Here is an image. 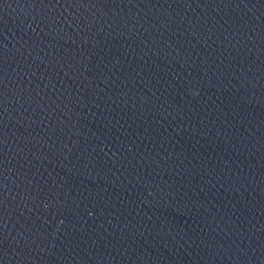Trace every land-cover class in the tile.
Wrapping results in <instances>:
<instances>
[{
    "label": "water",
    "instance_id": "water-1",
    "mask_svg": "<svg viewBox=\"0 0 264 264\" xmlns=\"http://www.w3.org/2000/svg\"><path fill=\"white\" fill-rule=\"evenodd\" d=\"M0 264H264V0H0Z\"/></svg>",
    "mask_w": 264,
    "mask_h": 264
}]
</instances>
